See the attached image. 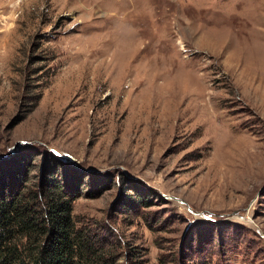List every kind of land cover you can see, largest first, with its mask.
I'll return each instance as SVG.
<instances>
[{
	"label": "rangeland",
	"instance_id": "rangeland-1",
	"mask_svg": "<svg viewBox=\"0 0 264 264\" xmlns=\"http://www.w3.org/2000/svg\"><path fill=\"white\" fill-rule=\"evenodd\" d=\"M11 2L0 159L57 157L119 260L264 264V0Z\"/></svg>",
	"mask_w": 264,
	"mask_h": 264
},
{
	"label": "trees",
	"instance_id": "trees-1",
	"mask_svg": "<svg viewBox=\"0 0 264 264\" xmlns=\"http://www.w3.org/2000/svg\"><path fill=\"white\" fill-rule=\"evenodd\" d=\"M28 163L26 153L13 150L0 159V264H130L75 221L79 193L62 179L57 157L42 154L32 180Z\"/></svg>",
	"mask_w": 264,
	"mask_h": 264
},
{
	"label": "clouds",
	"instance_id": "clouds-1",
	"mask_svg": "<svg viewBox=\"0 0 264 264\" xmlns=\"http://www.w3.org/2000/svg\"><path fill=\"white\" fill-rule=\"evenodd\" d=\"M22 3V0H12L11 7L17 8Z\"/></svg>",
	"mask_w": 264,
	"mask_h": 264
}]
</instances>
